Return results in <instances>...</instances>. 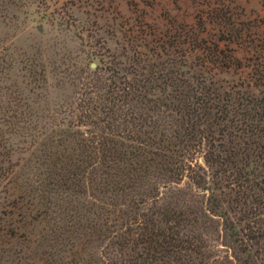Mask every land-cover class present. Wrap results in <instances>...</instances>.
I'll return each mask as SVG.
<instances>
[{
  "label": "trees",
  "instance_id": "16d2710c",
  "mask_svg": "<svg viewBox=\"0 0 264 264\" xmlns=\"http://www.w3.org/2000/svg\"><path fill=\"white\" fill-rule=\"evenodd\" d=\"M230 7L0 74V264H264V15Z\"/></svg>",
  "mask_w": 264,
  "mask_h": 264
},
{
  "label": "rangeland",
  "instance_id": "374dc122",
  "mask_svg": "<svg viewBox=\"0 0 264 264\" xmlns=\"http://www.w3.org/2000/svg\"><path fill=\"white\" fill-rule=\"evenodd\" d=\"M235 4L243 11L238 5L234 8ZM222 5H231L229 11L239 20L264 15V0H0V74L15 81L21 54H34L37 47L42 48V41L51 38L65 42V50L58 46L60 52H98V48H89L91 38H107L100 16L116 19L115 10L130 23L161 22L179 33L188 31L181 24L185 18L198 14L205 18L208 11ZM38 26L43 28L42 34L37 32ZM209 34L215 36L216 29H209ZM37 64L41 68L42 63ZM6 198L0 189V210Z\"/></svg>",
  "mask_w": 264,
  "mask_h": 264
},
{
  "label": "water",
  "instance_id": "95a60500",
  "mask_svg": "<svg viewBox=\"0 0 264 264\" xmlns=\"http://www.w3.org/2000/svg\"><path fill=\"white\" fill-rule=\"evenodd\" d=\"M91 68L94 69L95 68V65L94 64H91Z\"/></svg>",
  "mask_w": 264,
  "mask_h": 264
}]
</instances>
